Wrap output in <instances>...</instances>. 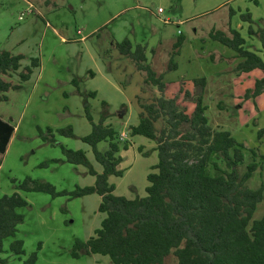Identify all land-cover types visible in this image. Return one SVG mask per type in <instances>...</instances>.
<instances>
[{"label":"rangeland","instance_id":"1","mask_svg":"<svg viewBox=\"0 0 264 264\" xmlns=\"http://www.w3.org/2000/svg\"><path fill=\"white\" fill-rule=\"evenodd\" d=\"M246 14L252 22L243 18ZM231 28L239 31L246 49L260 50L261 41L250 29L257 32L264 28V0H0V53L24 56L22 70L32 59L41 63L21 89L9 91L8 100L0 101V118L15 127L6 154L0 156V198L17 192L28 201L27 207L19 209L24 222L16 237L4 241L0 253L4 264H22L32 254L37 255V264H113L102 255L72 256L75 241L88 240L101 227L105 216L99 212V195L52 197L18 186L27 178L50 183L58 192L95 185L96 177L86 167L64 161L61 146L85 151L94 169L102 173L92 148L56 131L71 126L78 137L91 133L85 105L94 122L99 123L102 102L110 93L106 78L126 86L127 100L133 96L128 84L134 90L147 89L143 72L116 47L125 39L134 48L141 42L149 43L150 48L160 45V55L168 63L174 44L184 38L174 58L177 68L167 70L165 63L157 60L158 67L151 65L155 72L163 74L171 90L183 81L206 78L207 87L199 88L198 94L208 107L206 116L211 127L231 132L247 148L264 155V135H259L264 130V94L254 96L253 78L235 71L240 62L236 52L210 36L213 30L231 36ZM148 54L152 56L151 50ZM252 76L256 81L264 77V72L254 71ZM152 90L158 93L157 88ZM92 91L98 96H88ZM117 100L112 99L111 107L120 111L123 106L119 107ZM129 107L134 111L132 125L138 121L137 105ZM48 128L55 132V144L45 140L50 138ZM116 129L121 131L122 127L117 125ZM155 146L145 137L131 138L129 151L121 152L125 157L121 164L124 175L109 178L116 195L129 199L147 195V176L158 163ZM139 147L148 154L140 153ZM98 149L107 151L109 142L100 143ZM253 161L248 152L238 173L242 176ZM263 183L264 161L247 185L259 189ZM263 216L264 201L258 205L254 219ZM15 240L24 242V256L12 253Z\"/></svg>","mask_w":264,"mask_h":264},{"label":"trees","instance_id":"2","mask_svg":"<svg viewBox=\"0 0 264 264\" xmlns=\"http://www.w3.org/2000/svg\"><path fill=\"white\" fill-rule=\"evenodd\" d=\"M243 18L252 22L248 14ZM250 33L259 37L260 50L246 49V41L232 28L231 36L215 30L210 34L213 40L236 52L240 59L235 67L238 74L264 72V28L257 32L251 28ZM184 41L180 37L174 44L167 70L177 68L174 58ZM116 47L132 59L145 75L146 86L157 88L160 96L153 97L150 103L139 100L142 109L139 122L128 127L129 138L125 140L112 124H106L114 115L107 102H102L99 123L94 122L86 103V116L92 126L89 135L78 137L71 126L56 131L61 136L80 139L92 148L102 173L94 169L85 151L61 146L65 162L84 166L96 177L94 186L58 192L50 183L27 178L18 187L52 197L78 198L93 194L101 197L99 212L105 217L94 236L75 241L72 256L77 259L102 255L109 257L113 264H264V216L254 219L258 205L264 201V183L259 189H250L247 185L264 161V155L247 148L231 132L211 127L206 116L208 107L198 94L199 88L206 89V78L183 81L176 90H171L163 74L155 72L147 62L144 46L134 48L125 39ZM23 59L24 56L10 51L0 53V101H7V93L21 89L22 83L30 80L33 72L41 67L39 59H32L22 70ZM261 94H264V77L255 84L254 96ZM88 96L96 97V93L90 92ZM250 96L251 92L246 95ZM14 133L15 127L0 118V156L6 154ZM48 133L50 138L45 140L55 144V132L48 128ZM259 135L262 137L264 130ZM136 136L156 144L158 163L147 176V195L129 199L116 195V187L109 183V178L124 175L125 169L120 168L121 152L130 148L131 138ZM102 142H109L105 152L98 149ZM138 150L144 153L143 147ZM248 152L254 161L241 176L237 168L244 163ZM27 206L28 201L17 192L0 198V253L4 250V241L16 237L18 227L24 222L19 209ZM11 251L24 256V242L15 240ZM170 258L173 262H169ZM5 262L0 258V264ZM22 264H37V255L32 254Z\"/></svg>","mask_w":264,"mask_h":264},{"label":"crops","instance_id":"3","mask_svg":"<svg viewBox=\"0 0 264 264\" xmlns=\"http://www.w3.org/2000/svg\"><path fill=\"white\" fill-rule=\"evenodd\" d=\"M170 21H165V23H169ZM174 23H180V22H174ZM149 43H146V42H141V46H144L146 48V57H147V62L152 65V63L155 65V67H158L159 65H157V60H161L162 62L165 63V60L162 59L161 55H160V51L162 49V47H160V45H151L153 47L150 48V46L148 45ZM137 46V45H136ZM173 49V48H172ZM149 50H151V53H152V56H150L148 53H149ZM170 55H171V52H170ZM149 59V61H148ZM170 61V60H169ZM168 63H165V67H168ZM136 67V65H135ZM137 68V67H136ZM153 68V67H152ZM101 72H102V68L100 69ZM138 70V69H137ZM139 71V70H138ZM155 71V69H154ZM254 71H261V70H254ZM250 72V73H241L243 74V76H250L251 78H253V83L252 84H256V80L255 81V78L254 76H252V73L254 72ZM109 77H111V74L108 75ZM144 78L143 76H141L140 78V81L143 82V79ZM263 78V77H262ZM108 79V80H107ZM261 79V78H259ZM120 80V79H119ZM106 81H107V88L109 89L110 93L107 95L106 99L104 100V102H107L110 106V112L112 114H114L113 116H111L110 118L107 119L106 121V124H112L115 129H116V126L119 125L122 127L121 131H117L120 132V134H127L128 138H129V134H128V127L131 126L130 124V119L131 117L133 116L134 114V111H131L130 110V107L129 106H133V105H137V115H138V121L137 123L135 124H132V125H137L138 122H139V116L142 112V109L140 107V104H139V100H143L144 102H147V103H150L153 99V97H159L160 96V93H156L155 91L152 90V88H149L147 86V89L145 88V91L144 88L142 90H140V87H136V90H134L135 87L133 86H129V84L127 85V88L129 90V92L132 90V97H129V100L126 99L125 95H126V86L123 85V83H115V81H113L112 78H106ZM124 83L126 81H123ZM140 82V83H141ZM252 84L250 86H252ZM249 86V87H250ZM92 92H95L96 93V97L98 96V92L97 91H92ZM153 92V93H152ZM113 98H116L118 99L116 101L117 105L120 107V106H125L124 109L121 108L120 111H118L119 109H114L112 108V99ZM118 108V107H117ZM118 113V115H116ZM129 149L126 151L128 152ZM123 157V155H121ZM125 160V157L123 158V162ZM122 162V163H123ZM120 168H121V165H120Z\"/></svg>","mask_w":264,"mask_h":264},{"label":"built area","instance_id":"4","mask_svg":"<svg viewBox=\"0 0 264 264\" xmlns=\"http://www.w3.org/2000/svg\"><path fill=\"white\" fill-rule=\"evenodd\" d=\"M23 15H24V14H23ZM23 15H22V17H20V19L23 18ZM121 138H122L123 140H125V139L128 138V136H127V134H122V135H121Z\"/></svg>","mask_w":264,"mask_h":264}]
</instances>
